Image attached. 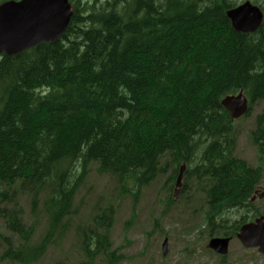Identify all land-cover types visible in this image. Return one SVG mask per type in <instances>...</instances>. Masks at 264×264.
I'll list each match as a JSON object with an SVG mask.
<instances>
[{"label": "trees", "instance_id": "trees-1", "mask_svg": "<svg viewBox=\"0 0 264 264\" xmlns=\"http://www.w3.org/2000/svg\"><path fill=\"white\" fill-rule=\"evenodd\" d=\"M71 2L62 38L0 58V212L20 238L14 245L0 233L4 257L33 264L64 237L91 165L136 196L186 164L207 200L203 231L235 236L251 218L223 215L251 207L259 176L235 156L236 121L221 101L243 90L250 106L264 102V24L235 31L226 15L233 0ZM256 118L252 140L264 156V109ZM18 192L47 218L37 243L1 206ZM112 213L105 207L94 215L98 229L83 231L89 259L122 257L110 249Z\"/></svg>", "mask_w": 264, "mask_h": 264}, {"label": "rangeland", "instance_id": "rangeland-1", "mask_svg": "<svg viewBox=\"0 0 264 264\" xmlns=\"http://www.w3.org/2000/svg\"><path fill=\"white\" fill-rule=\"evenodd\" d=\"M242 1L233 0L238 3ZM250 1L264 6V0ZM263 109L264 102H259L247 116L235 122V154L255 169L257 174L261 172V185L264 188V156L252 140V133L257 127L256 117ZM96 168L97 165H91L85 182L77 192L74 201L76 212L66 234L59 241L52 242L45 254L33 264H106L105 255L97 254L89 259L81 244L83 231L98 229L94 215L105 207L113 210L112 222L108 227L110 249L124 256L117 264L220 262V256L207 247L210 236L203 231L207 200L205 194L196 189L198 184L195 179H190L186 185L184 183L181 194L175 197L170 190L174 180L169 177L167 170L133 196L130 193L120 194L115 178L98 173ZM1 206L9 211L15 210L25 228L33 229L31 243H37L47 231L46 216L42 210L37 214L33 212L26 193L18 192L12 203H1ZM2 214L0 212V233L11 237L14 245L20 244V238L6 227ZM256 214H264V198H257L249 209H231L223 216L233 223L246 215L253 218ZM165 239L170 244L167 255H163L162 250ZM6 248L5 240L0 237V264H19L4 257ZM226 260L232 264H264L263 255L254 248H244L238 239L232 240Z\"/></svg>", "mask_w": 264, "mask_h": 264}, {"label": "water", "instance_id": "water-1", "mask_svg": "<svg viewBox=\"0 0 264 264\" xmlns=\"http://www.w3.org/2000/svg\"><path fill=\"white\" fill-rule=\"evenodd\" d=\"M73 15L69 0H21L0 4V54L14 55L41 42L60 38L66 31ZM233 28L242 33L255 32L263 23V13L249 1L227 12ZM223 106L233 118L247 112V98L243 93L227 96ZM184 166L177 180L180 186ZM179 191H177V194ZM238 238L247 247L259 246L264 253V216L253 223L241 227ZM229 238H215L209 247L219 253L228 251ZM169 245L164 242L163 251L167 254Z\"/></svg>", "mask_w": 264, "mask_h": 264}, {"label": "bare ground", "instance_id": "bare-ground-1", "mask_svg": "<svg viewBox=\"0 0 264 264\" xmlns=\"http://www.w3.org/2000/svg\"><path fill=\"white\" fill-rule=\"evenodd\" d=\"M219 2V1H218ZM210 3V2H209ZM212 3V2H211ZM128 5V4H127ZM207 5V4H206ZM213 7H214V5H213ZM211 38V37H210ZM225 40V39H224ZM213 41V40H212ZM220 41H221V39H220ZM217 44V43H216ZM85 87V86H84ZM121 99V98H120ZM121 101V100H120ZM79 128V127H78ZM96 133V132H95ZM68 161V160H67ZM109 175V174H108ZM232 189V188H231ZM226 190V189H225ZM226 198V197H225Z\"/></svg>", "mask_w": 264, "mask_h": 264}]
</instances>
